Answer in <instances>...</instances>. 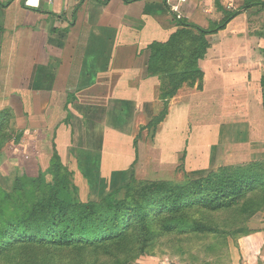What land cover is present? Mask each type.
I'll use <instances>...</instances> for the list:
<instances>
[{
  "label": "crops",
  "instance_id": "0c3cea01",
  "mask_svg": "<svg viewBox=\"0 0 264 264\" xmlns=\"http://www.w3.org/2000/svg\"><path fill=\"white\" fill-rule=\"evenodd\" d=\"M35 1L0 0V113L8 112V141L50 142L97 193L128 183L136 165L156 173L177 165L186 180L226 166L229 150L238 165L263 156L264 58L253 57L264 52L263 5L208 34L203 79L163 99L162 75L148 71L151 44L180 28L174 13L203 27L220 21L216 0ZM219 2L232 10L245 0ZM238 53L244 63H231ZM237 245L232 264H264V231L240 236Z\"/></svg>",
  "mask_w": 264,
  "mask_h": 264
},
{
  "label": "rangeland",
  "instance_id": "374dc122",
  "mask_svg": "<svg viewBox=\"0 0 264 264\" xmlns=\"http://www.w3.org/2000/svg\"><path fill=\"white\" fill-rule=\"evenodd\" d=\"M256 55L259 59L264 58L262 51L254 52L253 57ZM241 57H244L243 53L235 54L234 58L238 60L231 63H244L239 60ZM225 88L222 82L221 90ZM255 98L252 97L250 105L255 111L254 117L258 118L261 107ZM34 139L31 141H36ZM52 151L50 142L46 141L38 146L26 140H0V161L2 156H5L3 161L7 160L0 165V264H232L230 258L238 251V238L248 231H264L263 154L254 167L262 182L243 198L227 199L222 206L216 203L187 207L180 215L163 214L151 217L148 223L137 209L139 212L133 217L125 216L133 224L126 231V237L117 244L98 249L99 252L96 248H57L38 242L56 232L54 223L55 226L59 223V217L48 216L42 210L48 202L44 196L51 189H58L61 199H72L76 204L100 202L107 193L90 189L87 180L75 173V160L69 162L66 154L59 157ZM227 155L228 162H223L226 166L215 171L224 178L248 166L237 164L233 150ZM172 166L170 170H163L164 173H156L148 163L136 165L133 188L139 189L150 181L165 180L173 185L185 183L180 170H176L177 165ZM124 191L116 199H123ZM175 217L183 219L181 225L185 228L166 231L164 223ZM61 219L62 223L74 225L77 222L73 212Z\"/></svg>",
  "mask_w": 264,
  "mask_h": 264
},
{
  "label": "trees",
  "instance_id": "16d2710c",
  "mask_svg": "<svg viewBox=\"0 0 264 264\" xmlns=\"http://www.w3.org/2000/svg\"><path fill=\"white\" fill-rule=\"evenodd\" d=\"M108 1L102 2L108 3ZM167 2L168 0H164L165 4ZM216 5L224 12V17L220 21L213 22L209 27H203L174 13L175 21L180 28L166 43L151 44L148 71L152 75L158 73L162 75L163 99L173 97L185 82L194 85L203 79L204 72L200 67V61L206 57L210 47L208 34L225 29L231 20L246 9L256 5L264 6V0H245L241 7L232 10L225 9L219 0H216ZM261 84L264 87V76ZM7 113L6 111L0 113L1 141L6 139L4 126L9 127ZM164 114L154 118L149 126H156L163 119ZM19 137L16 140H19ZM257 164L259 162L246 164L248 166L244 167L243 172H234L232 176L225 178L222 174L212 171L205 177L187 178L181 185H173L165 180L150 181L139 189L133 188L136 182L133 175L128 183L106 193L100 202L92 201L84 204H76L72 199L69 201L61 199L58 189L53 188L44 196H47L48 202L47 205L42 206V210L48 216L59 217L57 221L59 223L56 226L54 223L56 232L49 233L48 237L41 238L42 240L38 242L51 244L57 248L81 247L90 250L96 248V252H99L98 249L108 244H117L126 237V231H129L133 224L125 219V216L133 217L135 212L140 211L141 216L148 223L151 217L176 213L180 215L179 213L187 207L216 203L222 206L227 199L232 201L245 197V194L256 190L257 184L262 182L260 175L254 172ZM220 171L226 175L223 170ZM123 191V199H116ZM71 212L77 217V222L74 225L72 222L62 223L61 217L68 216ZM182 220L175 217L171 221H166L165 230L185 228L183 224L181 225ZM249 233L248 231L246 234Z\"/></svg>",
  "mask_w": 264,
  "mask_h": 264
},
{
  "label": "built area",
  "instance_id": "2783aa9c",
  "mask_svg": "<svg viewBox=\"0 0 264 264\" xmlns=\"http://www.w3.org/2000/svg\"><path fill=\"white\" fill-rule=\"evenodd\" d=\"M172 9L176 12V11H178V6L173 5V6H172Z\"/></svg>",
  "mask_w": 264,
  "mask_h": 264
},
{
  "label": "bare ground",
  "instance_id": "6f19581e",
  "mask_svg": "<svg viewBox=\"0 0 264 264\" xmlns=\"http://www.w3.org/2000/svg\"><path fill=\"white\" fill-rule=\"evenodd\" d=\"M33 1L36 2L35 0H31V2H33Z\"/></svg>",
  "mask_w": 264,
  "mask_h": 264
}]
</instances>
